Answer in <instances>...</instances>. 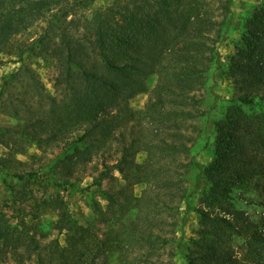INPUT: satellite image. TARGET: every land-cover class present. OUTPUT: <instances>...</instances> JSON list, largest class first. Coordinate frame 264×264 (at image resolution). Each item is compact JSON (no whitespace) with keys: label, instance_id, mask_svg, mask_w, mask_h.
Segmentation results:
<instances>
[{"label":"trees","instance_id":"trees-1","mask_svg":"<svg viewBox=\"0 0 264 264\" xmlns=\"http://www.w3.org/2000/svg\"><path fill=\"white\" fill-rule=\"evenodd\" d=\"M77 1L0 0V52L57 9L61 13L53 12L54 20L36 41L38 55L62 61V69L51 76L53 92L27 67L7 74L0 86V108L19 118L23 109L25 119L13 130L22 129L39 145L59 146L57 155H64L54 161L52 173L60 184L78 188L90 175L99 189L117 171L126 190L140 182L149 188L139 197H125V203L111 200L119 205L111 211L123 230L106 240L94 232L87 235L63 205L52 201L64 244L51 248L48 263L108 264L116 243L153 244L158 238L179 251L186 245V264H264V0L247 19L240 44L225 57L218 44L231 24V0L214 15L206 13L202 2L193 6L181 0H113L85 15L75 12ZM151 75L156 81L146 103L135 110L130 100L146 91ZM208 75L215 100L218 81L229 80L235 91L213 123L212 159L203 165L181 157L199 135L195 121L203 110L197 91ZM16 78L21 89L14 102L5 89ZM10 131L0 127V145L7 147ZM139 152L146 154L142 162L135 159ZM191 166L197 172L189 177ZM248 190L257 198L245 195L239 206ZM196 191L199 205L192 206L188 198ZM181 201L199 222L195 236L185 242ZM133 208L132 216L128 212ZM162 210L172 222L168 234L158 235L152 231L154 214ZM16 243L19 237H13L11 225L0 215V255L16 253ZM120 261L130 259L125 255Z\"/></svg>","mask_w":264,"mask_h":264},{"label":"rangeland","instance_id":"rangeland-1","mask_svg":"<svg viewBox=\"0 0 264 264\" xmlns=\"http://www.w3.org/2000/svg\"><path fill=\"white\" fill-rule=\"evenodd\" d=\"M181 1H188L193 6L202 2V7L206 13L213 15L220 14L221 11L217 7L225 6L228 2V0ZM262 2L263 0L230 1L227 17L231 16V24L228 26L226 39L218 44V51L222 57L232 54L235 46L240 44L247 19L251 16L254 8L260 6ZM112 3L113 0H80L75 2L74 10L77 13L90 15ZM53 12L57 16L61 13L54 9L52 13L44 14V17L34 26L12 38L7 47L0 52V86L7 74L12 71L19 73V69L27 67L43 82L47 92H53L51 76L62 69V61L50 55H38L39 47L36 41L37 37L45 30L48 21L54 20L52 18ZM222 29L224 30V27ZM18 79L16 78L8 84L5 89V93L8 92L7 94L12 95L11 99L14 102L18 101V91L21 89V82L18 83ZM26 80L29 81V78ZM155 81V75H151L145 80L146 91L137 93L130 100L133 109L143 108L148 97V91ZM228 81H218L214 87V92L219 95L217 100L209 93V86L212 83L210 75H208L204 88L197 91L201 97L200 106L203 110V115L195 121L199 135L189 151L183 155L185 158L181 157V159L188 161L193 159L203 165L212 159L213 123L224 112L229 104L228 100L233 97L235 91L233 84ZM4 99L3 101H5ZM24 112L22 109L21 118H19L9 113L8 109L0 108V127L12 129L9 132L7 147L0 145V164L4 166L0 170V215H3L8 225H11L12 235L19 237L20 244L16 243L15 245L18 246L16 253L8 251L5 255L1 254L0 264H38L39 261L49 264L47 255L51 248L55 244L59 246L64 244V233L55 228L57 213L51 204L52 201L56 206L63 205L71 218L84 227L87 235L94 232L103 240L120 235L123 228L119 222L113 220L111 211L118 210L119 205L113 206L111 200L125 203V197L141 196L147 187L145 182L136 183L126 190L123 188L124 181L115 171V177L105 179L99 189L91 184L90 175H86L80 180L78 188L60 184L56 174L52 173L54 161L64 155L63 153L57 155L59 146L55 142L39 145L23 135L22 129L20 132L13 130L17 124L25 119ZM4 139L5 137H3ZM9 148L17 149L20 152L13 153L8 150ZM145 156V152H139L135 159L137 162H142ZM195 172H197V168L191 166L188 176L192 177ZM191 189L192 179L189 180L187 192ZM197 193V191L192 192L188 198L192 206L199 205L200 193ZM245 195L257 198L255 192L248 190L241 194L239 206L244 205L243 196ZM134 212L135 208L128 214L133 216ZM178 214L185 217L183 230L185 242L190 236H195L193 229L199 225V222L195 213L186 209L184 201L179 202ZM154 216L155 227L152 231L158 235L168 234L167 230L171 227L170 222H172L171 217L163 210ZM126 223L127 221H124V224ZM119 231L121 232L117 233ZM179 235L178 232L176 236ZM185 246H183L182 251H179L173 249L169 242L163 243L158 238H155L153 244L136 241L116 243L108 264H151L152 262H155L154 264H186L183 256ZM171 249L174 251L173 255L170 253ZM125 255L130 259V262L120 261V258ZM85 256L90 259L89 251L85 252ZM87 262L90 263L91 261Z\"/></svg>","mask_w":264,"mask_h":264}]
</instances>
